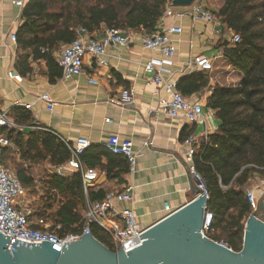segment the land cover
<instances>
[{"label":"trees","instance_id":"obj_1","mask_svg":"<svg viewBox=\"0 0 264 264\" xmlns=\"http://www.w3.org/2000/svg\"><path fill=\"white\" fill-rule=\"evenodd\" d=\"M173 1L28 0L15 33L18 49L15 69L25 77L33 73L34 65L43 62L50 81L55 82L61 77L56 54L64 46L82 34L96 39L93 36L102 29L153 34ZM222 1L217 11L207 8L223 27L240 35L239 43L224 39L218 48L243 78L236 86L211 88L207 106L214 111L219 125L198 147L193 165L205 183L207 209L214 215L208 237L240 252L245 225L253 212L246 189L256 174L264 175V0ZM208 85L209 79L203 72L179 80V90L186 97ZM10 115L21 125L35 126L32 114L25 107L14 108ZM6 134L16 147L5 149L4 164L13 168L25 187H30L36 179L30 174L35 164H50L51 170L39 177L51 179L49 203L58 196L62 199L54 212H50L51 204L39 207L36 217L49 216V220L62 226L60 235L80 233L86 201L82 175L74 172L59 177L53 171L68 162L69 147L46 128L27 133L9 130ZM17 153L21 156L19 160ZM89 156L107 159L108 164L101 168L110 180H121L129 172L126 158L112 154L105 146L88 148L82 159ZM54 189L57 193H53ZM106 196L102 190L89 192L90 201L103 200ZM91 233L111 251H116L112 236L101 227L93 225Z\"/></svg>","mask_w":264,"mask_h":264},{"label":"crops","instance_id":"obj_2","mask_svg":"<svg viewBox=\"0 0 264 264\" xmlns=\"http://www.w3.org/2000/svg\"><path fill=\"white\" fill-rule=\"evenodd\" d=\"M18 1L26 3L28 0H0V110L11 114L16 107L24 108L32 104L29 111L35 126L18 123L24 127L22 132L46 128L64 143L74 144L84 139L90 142V147H99L104 146L111 134L119 135L122 139H132L138 154L134 175L110 180L101 168L108 164L106 158L89 156L82 161L86 168L98 172L97 181L90 188L91 192L102 190L108 195L123 191L127 184L133 185L134 202L131 206L145 227H151L163 219L167 203L173 210H178L193 201L197 197L194 192L197 185L189 179L192 172L186 160L189 150L187 141L190 136L195 137L198 149L203 140L218 129L219 122L214 111L207 106L211 88L216 85L236 86L243 78L239 71L228 64L222 50L218 48L220 41L228 40L233 32L220 27L222 33L216 35L212 24L195 21L191 17L192 8L181 11L172 6L168 7L158 25L161 30L173 26L183 29L181 34L173 36L176 49L173 78L179 81L203 72L209 79L207 88L187 97L192 103L204 105L206 118L189 123L183 118L172 119L153 112L166 95L161 87L157 88L151 82L145 73L144 64L161 55L143 47L142 32L130 33L133 41L129 46L109 49L104 58L108 62L107 66H101L91 55H87L84 75L64 81L61 70V77L51 82L47 67L41 62L34 65L33 73L21 76L15 69L17 44L11 39V35L17 32L22 23L23 7L16 5ZM200 3L217 11L223 1L207 0V3ZM104 31L102 29L93 37L100 39ZM198 55L213 57L214 69L205 72L189 67L190 61ZM12 71L17 73V78L13 80L9 78ZM89 78L97 79L99 84L89 83ZM43 93H49L56 103L53 111H49L46 104L39 100ZM146 142L150 144L145 146ZM18 153L19 160L21 156ZM39 168H43V164H35L30 174L35 177L33 171ZM35 178L34 183L26 187L33 201L32 207L38 212L39 207L51 204L50 212H54L62 198L58 196L55 202L49 203L47 196L51 179L47 176ZM247 190H252L258 201L264 200V175L256 174ZM85 197L83 217L86 205L90 202L89 193ZM125 206L128 205L116 202L119 209Z\"/></svg>","mask_w":264,"mask_h":264},{"label":"built area","instance_id":"obj_3","mask_svg":"<svg viewBox=\"0 0 264 264\" xmlns=\"http://www.w3.org/2000/svg\"><path fill=\"white\" fill-rule=\"evenodd\" d=\"M19 7L24 6L23 1L16 2ZM171 6V5H170ZM191 17L195 21L205 22L214 26V33L221 35L223 27L221 21L201 3L193 4ZM183 29L178 26L170 27L166 30H158L153 34L143 35L141 43L147 50L159 52L160 58H151L144 64L145 73L151 79V82L164 90L166 97L160 100L159 105L154 109L156 115H165L172 119L183 118L189 123H195L206 118L205 108L202 103H192L179 90V81L173 78L174 57L176 49L173 44V36L179 35ZM11 39L16 43V34L11 35ZM228 40L233 43H239L240 35L232 33ZM133 41V37L117 29H105L100 39H92L81 35L71 44L64 46L57 54V62L62 70V80L67 81L74 77L85 74V58L91 55L101 66H107L108 62L104 59L109 49L113 47H127ZM189 67L210 72L214 69L213 57L198 55L189 63ZM10 79H16L17 73H9ZM89 83L98 85L97 79L89 78ZM130 94H134L131 92ZM39 100L46 104L49 111H53L56 103L49 93L40 95ZM25 108L31 110L32 104L25 105ZM212 111V110H211ZM213 112V111H212ZM16 130L22 132L24 127L19 125L8 112L0 110V233L12 237L8 249L12 247L18 238L30 241H47L53 245L62 248L65 243L77 241L84 234L91 233L93 225H98L112 236L116 252L121 248L127 252L139 247L144 239L140 238L142 234L148 231L149 227L143 226L134 209L132 184H127L123 191L109 193L103 200L90 201L86 205L83 217L82 231L80 233H68L60 235L61 225H56L49 216L36 217L37 210L32 207L33 201L28 196V189L24 186L17 174L8 168L3 161L5 149L15 147L9 139L6 131ZM54 133V132H53ZM71 151V157L67 163L55 168V174L59 177H68L74 172H80L83 179V189L88 195L93 183L97 181L98 172L95 169L86 168L82 155L90 148L88 140L80 139L74 144L65 142ZM187 143L189 150L186 160L190 164L189 169L195 172L193 165L194 155L196 154L197 140L190 136ZM150 143L146 142L145 146ZM104 146L116 155H122L129 164V172L126 176L136 173L138 154L134 150L132 139H122L119 135L111 134ZM40 182L38 188H40ZM203 188V187H202ZM203 190L208 195L206 188ZM53 193H57L54 189ZM253 210L256 209L258 200L252 190L246 191ZM116 202L126 203L121 209L116 207ZM173 210L167 203L165 205L166 218L173 214ZM214 220V215L207 209L204 216L203 234L208 237Z\"/></svg>","mask_w":264,"mask_h":264},{"label":"water","instance_id":"obj_4","mask_svg":"<svg viewBox=\"0 0 264 264\" xmlns=\"http://www.w3.org/2000/svg\"><path fill=\"white\" fill-rule=\"evenodd\" d=\"M196 1L174 0L171 6L190 7ZM189 179L197 185V197L149 227L140 236L144 241L139 247L111 251L89 233L62 248L47 241H32L29 246V240L17 237L10 251L12 237L0 233V264H264V200L249 216L242 250L235 252L203 234L208 204L205 183L197 173Z\"/></svg>","mask_w":264,"mask_h":264},{"label":"rangeland","instance_id":"obj_5","mask_svg":"<svg viewBox=\"0 0 264 264\" xmlns=\"http://www.w3.org/2000/svg\"><path fill=\"white\" fill-rule=\"evenodd\" d=\"M206 2L207 3V0H197L194 4H199L200 2ZM193 6V5H192ZM192 6H190V7H173L174 9H180L181 11H184L185 9H191L192 8ZM12 171H14L13 170V168H10ZM32 169H33V167H32ZM49 169H51L50 168V164L48 163V162H45V163H43V168H39L38 170H36V171H33V174H34V176L35 177H37L38 178V176H40L42 173H44V172H47V171H49ZM15 172V171H14ZM16 173V172H15Z\"/></svg>","mask_w":264,"mask_h":264}]
</instances>
